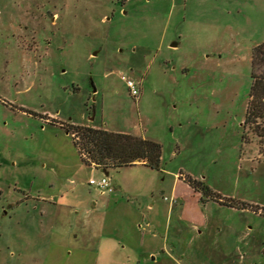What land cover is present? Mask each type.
Wrapping results in <instances>:
<instances>
[{
  "label": "rangeland",
  "instance_id": "1",
  "mask_svg": "<svg viewBox=\"0 0 264 264\" xmlns=\"http://www.w3.org/2000/svg\"><path fill=\"white\" fill-rule=\"evenodd\" d=\"M263 43L264 0H0V264H264V137L244 123ZM67 123L156 140L159 168L93 171ZM103 176L126 192L100 222L61 214L53 263L47 222L3 215L51 193L106 201Z\"/></svg>",
  "mask_w": 264,
  "mask_h": 264
},
{
  "label": "trees",
  "instance_id": "2",
  "mask_svg": "<svg viewBox=\"0 0 264 264\" xmlns=\"http://www.w3.org/2000/svg\"><path fill=\"white\" fill-rule=\"evenodd\" d=\"M252 83L249 92L244 123L254 124L256 133L264 137V43L254 47L251 58ZM73 137L81 160L108 171L110 168L136 164V160L158 169L161 144L156 140L123 131H112L104 127L67 123L63 125ZM185 181L196 191L226 205H237L222 199L200 179L185 176Z\"/></svg>",
  "mask_w": 264,
  "mask_h": 264
},
{
  "label": "crops",
  "instance_id": "3",
  "mask_svg": "<svg viewBox=\"0 0 264 264\" xmlns=\"http://www.w3.org/2000/svg\"><path fill=\"white\" fill-rule=\"evenodd\" d=\"M136 164H142V163L138 162ZM88 167L93 171H100L102 174L104 173L106 176H108L109 174V171H107L106 173L105 170L95 166L94 164L88 165ZM75 191H77V189ZM107 191L111 193L107 196L106 201L97 197H94L95 199H93V196L91 195L89 200L82 202L79 201L78 198H74L72 202L62 201L60 199V196L63 197L64 195L63 194L59 195L57 193L58 191L56 192L57 194L51 193L46 196L34 198V200L32 201L16 199L13 201H9L6 205H4L5 210L3 211V215H9L10 217L16 218L19 226L22 225L23 227L22 229H24L25 231L34 230L33 224L34 226L36 225L41 227L44 226L45 222H47L45 224V229L47 228L45 232H49V235L47 233L45 237L42 236V238L44 239L40 242L39 246L42 247L43 253L51 254V256L49 257V262L53 263L54 251L48 253L47 249L44 250V246L45 245H47L48 247L50 246L47 240L49 242H52L51 232L55 228V221L57 220V218L64 213L65 216L62 218H64L65 220L67 218L69 219L70 215H74V214L76 215V213L79 212V211H74V209L76 208L80 209L84 207V211L86 215L88 214L89 220L100 222V220H103L104 215H106L107 209L110 208L111 206L110 203L112 202L113 204H117L119 194L125 193L126 189H123L120 185H116V184L110 185L109 183ZM103 194L104 192H102V195ZM77 196L79 197L80 194H75V197ZM61 209H63V211ZM86 231L90 234V232L92 231L90 225L87 226ZM73 234L77 236V233H73ZM97 253L100 254L101 250H98ZM98 260H100L99 257L97 258L95 264L99 263ZM43 262L44 260H40L38 258V264H42Z\"/></svg>",
  "mask_w": 264,
  "mask_h": 264
},
{
  "label": "built area",
  "instance_id": "4",
  "mask_svg": "<svg viewBox=\"0 0 264 264\" xmlns=\"http://www.w3.org/2000/svg\"><path fill=\"white\" fill-rule=\"evenodd\" d=\"M122 78L124 79L123 76H122ZM126 85H127V87L129 88L131 94H132L133 96H137L138 91H137V89H136V87H135V83L133 82V80H131V79H129V78L126 79ZM89 182H90L91 184L96 185V186L99 187V188H102V189H103V188H106V187L109 186V181H108V178H107L106 176L101 177L99 180H95L94 178H91V179L89 180Z\"/></svg>",
  "mask_w": 264,
  "mask_h": 264
},
{
  "label": "water",
  "instance_id": "5",
  "mask_svg": "<svg viewBox=\"0 0 264 264\" xmlns=\"http://www.w3.org/2000/svg\"><path fill=\"white\" fill-rule=\"evenodd\" d=\"M95 90V89H94ZM106 173H107V171H106Z\"/></svg>",
  "mask_w": 264,
  "mask_h": 264
}]
</instances>
